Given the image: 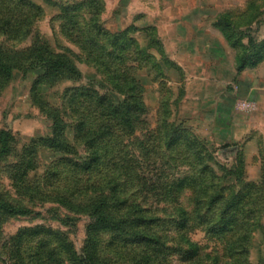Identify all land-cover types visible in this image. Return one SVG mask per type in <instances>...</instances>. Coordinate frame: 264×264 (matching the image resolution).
Wrapping results in <instances>:
<instances>
[{"label": "rangeland", "instance_id": "rangeland-1", "mask_svg": "<svg viewBox=\"0 0 264 264\" xmlns=\"http://www.w3.org/2000/svg\"><path fill=\"white\" fill-rule=\"evenodd\" d=\"M32 1L44 12L32 20L31 35L20 40L0 36V44L16 51L41 41L56 52L71 50L83 77L38 89L33 86L34 75L17 73L14 79L0 88V131L6 130L11 134L10 151L0 159V199L29 210V213L18 215L0 211V264H38L33 258L37 242L49 234L69 241L74 250L80 252L89 223L88 215L81 208L66 205L60 197H55L56 194H67L61 190L66 181L47 179V173L54 171L56 161L60 163L63 158L82 161L88 155L84 145L75 142L72 129L68 135L73 145L70 153L56 154L40 149L37 154H32L31 149L36 138L52 133L53 122L44 110L43 102L60 105L68 87L101 88L99 79L102 76L97 74L92 64L83 61L85 56L78 43L72 35H65L62 28L64 20L59 17L62 6L80 0ZM250 1L98 0L100 21L104 27L117 31L130 26L133 29L156 26L169 56L184 70L183 79L170 75L169 80H153L149 70L143 72L148 81L144 89L147 110L137 129L124 136L127 148L123 150L136 159L131 166L132 176L142 174L137 182L134 179L129 182V188L135 193L137 190L133 188L137 184H140V189L145 187L139 198L147 194L148 206L153 204L157 215L166 221L164 229L172 249L165 253V258L174 264L186 263L179 252L187 247L185 237L198 244L201 255L223 256L230 235H211L193 219L185 229L177 230L173 223L178 217L177 206L182 205L192 213L196 195L194 185L198 183L175 193L169 191L170 185L185 181L200 166L191 164L189 153L183 146L173 148V152L164 147L155 151L161 144L163 119L174 120L177 125L188 128L190 138L196 137L202 143L200 150L206 145L208 149L204 153L213 157L209 161L210 166L220 173L222 167L231 169L234 174L221 181L223 186H227V193L229 189L242 190L247 183L253 182L257 187L254 190L258 189L259 196H264V59L257 67L237 74L235 50L212 25L224 11L235 16L242 13ZM257 4L262 13L259 23L254 22L252 28L255 36L264 40V0H257ZM0 11L18 16L31 10L29 6H19L16 0H0ZM80 13L82 21L88 10ZM134 34L144 42L141 32L134 31ZM100 91L105 92L104 89ZM86 177H80L83 180L79 185L85 183ZM174 194L175 200L172 199ZM80 200L83 199L74 202L78 204ZM105 249L110 254L108 248ZM251 259L254 264H264V225L253 236ZM41 261L40 264H49L43 259ZM198 264H204V261Z\"/></svg>", "mask_w": 264, "mask_h": 264}, {"label": "trees", "instance_id": "trees-1", "mask_svg": "<svg viewBox=\"0 0 264 264\" xmlns=\"http://www.w3.org/2000/svg\"><path fill=\"white\" fill-rule=\"evenodd\" d=\"M16 3L29 6L31 11L18 16L0 11V36L20 40L31 35L32 20L40 17L44 10L32 0H16ZM98 6V0H80L62 6V14L58 16L64 20V34L72 35L78 43L85 56L83 61L92 64L102 76L99 79L101 88L68 87L60 105L43 102L42 106L53 122L52 133L36 138L31 149L32 154H37L40 149L56 154L70 153L73 149L68 138L70 129L74 132L75 142L84 145L88 155L82 161L72 158L60 159V163L56 161L54 171L47 173V179L66 181L61 190L67 194H56L55 197H60L66 205L81 208L88 215L87 237L80 252L55 234L40 237L33 258L38 264L42 259L49 264H174L165 258V253L172 249L164 229L166 221L157 215L153 204L148 206L147 194L139 198L145 187L140 189L137 184L133 188L137 190L135 193L129 188V182L133 179L137 182L142 174L132 176L131 166L136 159L123 150L127 148L124 136L137 129L147 110L144 89L148 81L143 72L149 70L153 80H169L170 75L183 79L184 70L169 56L156 26L135 27V30L130 26L113 31L102 25ZM83 10H88L87 19L80 21ZM261 13L257 0H251L246 10L237 16L224 12L213 21L212 25L235 50L237 74L257 67L264 59V40H259L252 28L254 22L259 23ZM134 31L143 34L144 42ZM17 73L34 75L33 86L38 89L83 77L71 50L56 52L41 41L16 51L0 44V88ZM161 126V144L155 151L164 147L173 152L175 147L183 146L191 164L200 166L185 181L179 180L176 186L169 184V191L175 193L198 183L194 185L196 195L192 213L182 205L177 206L178 217L173 221L177 230L185 229L193 219L211 235H230L223 256L210 253L203 256L198 244L185 237L187 247L179 250L185 264L200 261L204 264H254L251 259L253 236L264 225V196H259L258 189L254 190L256 184L249 182L244 189H229L227 193V186L221 181L234 174L231 169L222 167L220 173L210 166L213 157L204 153L208 147L203 145L200 150L202 143L196 137L190 138L188 128L165 119ZM10 138L8 131H0V159L10 151ZM83 176H87L85 183L79 185ZM175 198L174 194L172 199ZM78 199L83 200L76 204L74 201ZM260 199L262 202L259 203ZM0 211L11 215L29 213L27 208L15 207L1 199ZM105 236L106 240L103 239Z\"/></svg>", "mask_w": 264, "mask_h": 264}, {"label": "crops", "instance_id": "crops-1", "mask_svg": "<svg viewBox=\"0 0 264 264\" xmlns=\"http://www.w3.org/2000/svg\"><path fill=\"white\" fill-rule=\"evenodd\" d=\"M224 12H229V11H224ZM224 12H222V13H224ZM214 27V26H213ZM225 40V39H224ZM226 41V40H225ZM227 43V42H226ZM228 44V43H227ZM229 46V45H228ZM234 56H235V54H234ZM235 70H236V66H235ZM245 71V70H244ZM236 73H237V71H236ZM242 73V72H241Z\"/></svg>", "mask_w": 264, "mask_h": 264}]
</instances>
